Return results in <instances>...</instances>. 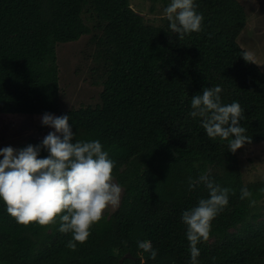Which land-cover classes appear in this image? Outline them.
<instances>
[{"label": "trees", "instance_id": "obj_1", "mask_svg": "<svg viewBox=\"0 0 264 264\" xmlns=\"http://www.w3.org/2000/svg\"><path fill=\"white\" fill-rule=\"evenodd\" d=\"M195 5L202 30L180 38L167 19L146 23L128 0H0V116L69 115L74 141L98 139L122 186L117 210L75 250L58 223L18 224L0 203V264H190L181 214L208 197L202 183L188 187L203 173L230 191L197 245L198 264H264V182L244 184L239 157L264 143V74L238 45L247 21L240 2ZM83 37L97 48L100 104L68 110L59 100L56 47ZM217 85L222 103L238 101L244 110L240 124L251 143L235 153L188 115L191 97ZM243 187L250 197L241 199ZM142 240L158 250L155 260L138 248Z\"/></svg>", "mask_w": 264, "mask_h": 264}, {"label": "clouds", "instance_id": "obj_2", "mask_svg": "<svg viewBox=\"0 0 264 264\" xmlns=\"http://www.w3.org/2000/svg\"><path fill=\"white\" fill-rule=\"evenodd\" d=\"M164 14L169 29L180 38L202 30L204 17L197 12L195 0H169ZM221 92L219 85L202 88L191 97L188 115L199 118L208 138L227 141L228 151L235 153L251 143V138L240 124L244 110L239 102L222 103ZM32 117H41L42 126L54 131H49L36 146L0 148V203L18 224L58 223L59 232L71 233L67 247L75 250L76 242L83 243L90 236V229L101 220L103 210L119 206L122 186L112 175L115 162L98 139L74 141L69 115L45 113ZM41 148L47 156H40ZM197 183L205 186L208 197L181 214L190 264H198L197 245L209 238L211 221L228 205L230 191L206 173L196 180L189 178V189ZM250 196L246 187L241 188V199ZM137 246L148 253L149 259H156L158 250L150 240L137 241Z\"/></svg>", "mask_w": 264, "mask_h": 264}, {"label": "rangeland", "instance_id": "obj_3", "mask_svg": "<svg viewBox=\"0 0 264 264\" xmlns=\"http://www.w3.org/2000/svg\"><path fill=\"white\" fill-rule=\"evenodd\" d=\"M237 1L243 6L247 18L245 29L237 40L238 45L264 74V0ZM128 4L130 9L148 24L162 25L164 21L161 20L167 19L161 1L128 0ZM87 17L89 15L84 13V20L91 26ZM89 38L83 37L75 43L56 47L60 72L59 100L68 110L100 104L101 73H98V79L92 73V69L97 66L93 54L97 48L89 46ZM49 131L54 130L42 126L41 117L0 116V148H19L30 139H43ZM239 157L243 183L249 185L264 182V143L242 149ZM258 205L263 208L264 213V200ZM117 208L106 207L102 216L110 215ZM132 238L135 239L136 235Z\"/></svg>", "mask_w": 264, "mask_h": 264}]
</instances>
